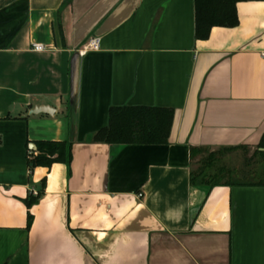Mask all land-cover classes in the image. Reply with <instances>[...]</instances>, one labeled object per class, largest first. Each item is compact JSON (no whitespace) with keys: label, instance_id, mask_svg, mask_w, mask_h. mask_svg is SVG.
<instances>
[{"label":"crops","instance_id":"obj_1","mask_svg":"<svg viewBox=\"0 0 264 264\" xmlns=\"http://www.w3.org/2000/svg\"><path fill=\"white\" fill-rule=\"evenodd\" d=\"M236 10L198 39L194 0H0V264H264V0ZM112 107L172 109L167 143L93 141Z\"/></svg>","mask_w":264,"mask_h":264},{"label":"trees","instance_id":"obj_2","mask_svg":"<svg viewBox=\"0 0 264 264\" xmlns=\"http://www.w3.org/2000/svg\"><path fill=\"white\" fill-rule=\"evenodd\" d=\"M240 1L247 0H194L195 37L207 38L213 26H236L239 23L236 4ZM172 118L173 110L168 108L112 107L109 109L108 124L96 131L92 139L112 144L167 143ZM35 145L36 149L27 154L30 170L36 166L49 167L57 161L70 163L71 142L39 140ZM37 196H30L26 201L27 207L37 201ZM30 221L31 214L28 213V225Z\"/></svg>","mask_w":264,"mask_h":264},{"label":"built area","instance_id":"obj_3","mask_svg":"<svg viewBox=\"0 0 264 264\" xmlns=\"http://www.w3.org/2000/svg\"><path fill=\"white\" fill-rule=\"evenodd\" d=\"M100 45L99 37L92 36L86 40V42L79 49V53H83L88 49H98ZM31 49L35 51H42L46 49V46L39 42H32ZM141 195L140 193L138 194Z\"/></svg>","mask_w":264,"mask_h":264},{"label":"water","instance_id":"obj_4","mask_svg":"<svg viewBox=\"0 0 264 264\" xmlns=\"http://www.w3.org/2000/svg\"><path fill=\"white\" fill-rule=\"evenodd\" d=\"M38 112H46L45 107H38V108H33L30 113H38Z\"/></svg>","mask_w":264,"mask_h":264}]
</instances>
